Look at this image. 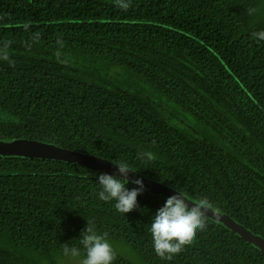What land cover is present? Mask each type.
Returning <instances> with one entry per match:
<instances>
[{"label":"trees","instance_id":"obj_1","mask_svg":"<svg viewBox=\"0 0 264 264\" xmlns=\"http://www.w3.org/2000/svg\"><path fill=\"white\" fill-rule=\"evenodd\" d=\"M125 2L127 10L116 0H0V49L8 43L14 61L0 58V138L125 161L206 197L264 240V41L252 37L264 31L263 0ZM132 76L165 104L135 90ZM100 174L0 158V264H57L65 245L83 256L87 221L142 264H264V251L208 220L191 245L160 258L149 229L166 198L144 190L121 214L99 199ZM113 264L137 263L116 254Z\"/></svg>","mask_w":264,"mask_h":264},{"label":"clouds","instance_id":"obj_2","mask_svg":"<svg viewBox=\"0 0 264 264\" xmlns=\"http://www.w3.org/2000/svg\"><path fill=\"white\" fill-rule=\"evenodd\" d=\"M117 6L123 10L130 7V3L125 0H116ZM249 15L255 9L247 10ZM31 27V22H25L23 28L27 31ZM39 33L35 34V38ZM252 37L257 41H264V31L253 32ZM8 43L0 49V58L14 66V61L10 60L7 51ZM140 158L154 160L155 156L151 152L140 154ZM117 166L119 175L101 173L98 176V184L101 190L98 193L99 199L104 202L115 201V209L121 214L132 212L138 207L137 197L144 191L143 181L137 179L132 181L137 187L129 190L126 185L129 183V172H134L133 168L125 161L113 163ZM212 208V204L205 198L199 199L189 206L187 199L182 192L170 196L166 199L163 207L155 213L150 233L153 239L155 253L162 259L171 260L174 255L179 254L185 246L191 245L196 238L197 231H203L207 227V212ZM83 247L81 250L75 246L65 245L63 256L71 259H78L79 264H113L116 259V251L107 238V233L99 234L95 225L87 221V227L79 239Z\"/></svg>","mask_w":264,"mask_h":264},{"label":"rangeland","instance_id":"obj_3","mask_svg":"<svg viewBox=\"0 0 264 264\" xmlns=\"http://www.w3.org/2000/svg\"><path fill=\"white\" fill-rule=\"evenodd\" d=\"M262 11L264 14V0H263ZM263 19H264V15H263ZM114 69H115V71L120 73L121 79L129 81V77L127 76L126 71H124L121 68H117V69L114 68ZM114 74H115V72L113 70H111L110 75H114ZM105 79L109 80L110 77H107ZM129 83L134 84V86H135L134 89L139 90L143 95L149 97L150 99L154 98V96H155L157 99L156 92H154V90L152 88H150L146 83L141 81L138 77L132 76L131 81ZM156 99L154 98V102H156ZM158 101L161 104H165V99L158 100ZM179 110L180 109H178V108L170 107L171 113L173 115H175L177 118H179L180 121L187 123L189 125H193L194 126L193 129H195V130H197V129L202 130L201 127L196 126V124L194 122H192L191 119L188 118L187 114L183 115ZM35 144H36V146H38L37 149H35V150H29V151L8 150V149L0 150V158L7 157L10 159L16 158V159H23V160H38V161H48V162H60V163L63 162V163H68V164L79 161V158L75 152L67 151V150L61 149L57 146L49 145V143H47V144L35 143ZM74 165H77V164H74ZM96 171H98V170H96ZM98 172L105 173L102 171H98ZM129 184L135 185L132 182H129ZM143 184H144V190H148V191H150L156 195H159L163 198H166V199L170 196L178 194V193H172L171 190L164 185H162L161 187L154 188L150 184H146L144 182H143ZM135 186H137V185H135ZM185 196H187V195H185ZM185 198L187 199V202L189 203L190 207L192 206V204L197 202L192 198H187V197H185ZM216 213H218V212H215L213 210H209L207 212V220L217 224L218 226L224 228L225 230L229 231L232 234L244 237L253 246L264 251V240L260 236L256 237V235L254 233H252L245 226H243L242 224H240L239 222H237L236 220H234L230 216H229L230 217L229 220L225 219V217H227V214L223 215V214L219 213L220 215L225 216V217H222L220 215H217ZM208 215L209 216H211V215L216 216L217 215V220H213V219L209 218ZM231 226H233L235 228H238L239 226L242 228H245L244 233L234 232L232 230ZM245 230L250 232L251 235H246ZM109 242L112 244L117 255H119V256L133 262V263L136 262L137 264H142L139 257L137 256V254L135 252H133L126 243H123L120 241H109ZM45 264H47V263H45ZM57 264H79V260L78 259H71L68 257L58 258Z\"/></svg>","mask_w":264,"mask_h":264},{"label":"water","instance_id":"obj_4","mask_svg":"<svg viewBox=\"0 0 264 264\" xmlns=\"http://www.w3.org/2000/svg\"><path fill=\"white\" fill-rule=\"evenodd\" d=\"M35 143H43V142H37L34 140H25V139L0 138V150H3V149L21 150V151L35 150L38 147V146H36ZM44 144H47V143H44ZM49 145L57 146L54 144H49ZM57 147L64 149V150H67V151H71L69 149H65V148L60 147V146H57ZM71 152H75V151H71ZM75 153L77 154L79 161L71 163V164H77L78 166H81V167L102 171V172H105V173L111 174V175H117V176L119 175V173L117 171V166H115L113 163L108 162L105 159L95 157V156H92L89 154H84V153H80V152H75ZM2 158H7V157H2ZM137 179L142 180L146 184H150L154 188L161 187L163 185V184L158 183L154 180L146 178L144 175H142L136 171H134V172L130 171L129 175H128L129 182L135 181ZM166 187H168V186H166ZM168 188L171 190L172 193H178L179 192L173 188H170V187H168ZM185 197L190 198L188 196H185ZM210 210L218 212V213H216L217 215H220L219 213L226 215L225 212H223L222 210H219L217 208H214V207H212ZM217 215L216 216L215 215H211V216L208 215V216H209V218H211L213 220H217ZM220 216H222V215H220ZM222 217H225V216H222ZM229 218H230L229 215H227V217H225V219H227V220H229ZM231 227H232V230L234 232L244 233L245 228H242L240 226L238 228H235L233 226H231ZM245 234L251 235V233L248 232L247 230H245Z\"/></svg>","mask_w":264,"mask_h":264}]
</instances>
